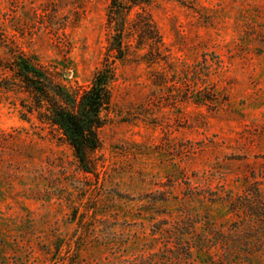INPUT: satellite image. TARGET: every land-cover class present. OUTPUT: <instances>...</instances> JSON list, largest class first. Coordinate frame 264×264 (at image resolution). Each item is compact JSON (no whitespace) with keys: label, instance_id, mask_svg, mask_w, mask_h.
Segmentation results:
<instances>
[{"label":"rangeland","instance_id":"rangeland-1","mask_svg":"<svg viewBox=\"0 0 264 264\" xmlns=\"http://www.w3.org/2000/svg\"><path fill=\"white\" fill-rule=\"evenodd\" d=\"M108 3L0 0V61L11 49L87 86ZM146 11L161 59L132 44L116 62L99 179L0 90V264H264V0Z\"/></svg>","mask_w":264,"mask_h":264},{"label":"trees","instance_id":"trees-1","mask_svg":"<svg viewBox=\"0 0 264 264\" xmlns=\"http://www.w3.org/2000/svg\"><path fill=\"white\" fill-rule=\"evenodd\" d=\"M151 1L109 0L105 13L106 46L101 63L87 86L67 89L34 59L11 49L7 51L9 58L0 61V67L6 72L0 77V90L25 95L20 101L22 116H34L65 144L77 171L84 176L99 179L97 154L102 147L99 131L106 124L103 113L111 103L116 62L126 60L132 44L136 49L146 48L141 57L149 65L161 59V37L146 11ZM135 8L137 11L131 18ZM206 100L196 96L194 103L204 104ZM207 262L203 264H209Z\"/></svg>","mask_w":264,"mask_h":264}]
</instances>
